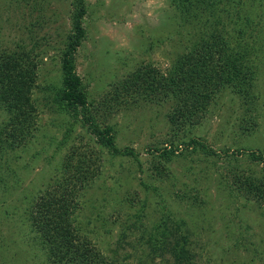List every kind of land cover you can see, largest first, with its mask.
<instances>
[{"label":"rangeland","instance_id":"rangeland-1","mask_svg":"<svg viewBox=\"0 0 264 264\" xmlns=\"http://www.w3.org/2000/svg\"><path fill=\"white\" fill-rule=\"evenodd\" d=\"M85 1L86 38L76 53L77 73L101 129H114L106 137L124 154L112 153L90 132L80 109L57 107L61 59L54 48L72 30V1L0 0V45L35 47L40 63L33 91L40 130L30 148L0 157V167L11 170L0 172L5 182L0 186V264H42L41 253L27 261L3 250L13 241L37 246L27 243L26 209L66 158L76 181H89L78 221H90L88 235L103 255L123 264H175L170 253L152 256L148 244L139 242L172 213L191 231L193 264H264V193L251 191V183L264 185V159L259 158H264V54L230 58L238 69L249 65V75L259 69L255 84L262 94L253 111L247 113L241 92L226 83L200 124L173 131L165 103L149 102L139 91L112 100L118 82L149 65L167 70L175 52L193 39L176 31L169 1ZM255 39L250 41L258 45ZM11 114L0 103V127ZM177 139L186 143L161 164L154 150ZM189 141L193 145L187 148ZM146 197L144 216L137 217L139 200Z\"/></svg>","mask_w":264,"mask_h":264},{"label":"trees","instance_id":"trees-1","mask_svg":"<svg viewBox=\"0 0 264 264\" xmlns=\"http://www.w3.org/2000/svg\"><path fill=\"white\" fill-rule=\"evenodd\" d=\"M71 1L74 6L72 30L60 40L59 47L54 48L61 59L59 72L62 85L57 88V107L62 111L73 109L76 112L80 109L90 132L111 147L112 153L124 154L115 147L113 138L106 137L114 129H101L96 116L98 113L93 110L94 103L89 100L87 87L77 73L76 53L86 38L84 18L87 16V5L85 0ZM168 1L174 10L176 31L180 37L188 35L193 39H188L186 43L189 44L175 52L167 70L149 65L138 68L118 82L112 100L117 102L121 97L139 91L149 102L165 103L170 108L167 117L173 131L200 124L209 107L215 103L218 91H222L226 83L231 85L230 89L241 92V103L247 113L253 111L252 107L262 94L255 84L256 73L260 77L259 69L249 75V65L239 64L238 69L230 58L236 53L241 59L264 54V0ZM253 37L258 45L250 41ZM23 45L14 49L0 45V103L12 113L8 123L0 127V157L8 150L30 148L36 132L40 130L38 107L33 97L40 63L35 47L28 49ZM252 62L260 65L258 60L249 61ZM103 106H109L107 101ZM185 143L186 139H177L167 147L154 151L160 152L163 164V159L168 162L179 146ZM192 145L193 142L189 141L186 147ZM1 170L11 173L8 167L3 169L2 166ZM74 171L66 158L61 170L45 184L46 189L29 202L26 216L31 231L27 243L37 246L13 241L3 250L6 256L12 251L17 252L21 260L35 261L41 253L42 264H123L103 255L96 248L94 238L88 235L92 234L88 226L90 221L85 225L79 223L78 214L82 210V198L89 181L84 178L76 181ZM1 185H5L2 175ZM252 185L251 191L255 187L264 193L261 189L263 184L260 187ZM139 201L143 206L137 211V217L142 218L149 199L146 197ZM148 233V237L143 235L139 242L148 244L152 256L170 253L175 264H193L195 256L188 237L191 231L185 220H177L170 213Z\"/></svg>","mask_w":264,"mask_h":264}]
</instances>
